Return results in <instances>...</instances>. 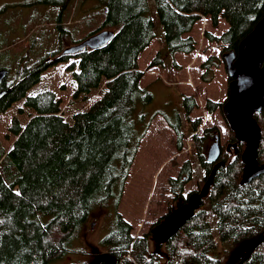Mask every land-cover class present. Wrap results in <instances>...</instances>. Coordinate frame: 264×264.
Listing matches in <instances>:
<instances>
[{"label": "trees", "instance_id": "obj_1", "mask_svg": "<svg viewBox=\"0 0 264 264\" xmlns=\"http://www.w3.org/2000/svg\"><path fill=\"white\" fill-rule=\"evenodd\" d=\"M78 3L80 8L76 7ZM86 3L92 5L91 11L67 25L65 16L73 8L77 13L84 11ZM155 3L172 58L196 50V41L188 35L200 18L210 17L214 27L219 19L228 24V31L221 37L205 33L208 41L226 46L223 61L224 54L237 52L264 18V0ZM35 4L59 10L55 19L59 37L56 50L29 65L30 56L19 52L16 57L10 52L19 42L6 43L0 34V70L11 73V79L1 87L10 92L0 101V116L19 102L34 112L25 126L18 119L13 121L9 132L15 141L9 151L0 142V264H52L60 260L84 237L86 225L97 210H105L108 216L110 230L103 241L107 259L86 264H264V242L248 259L244 251L246 245L264 238V174L242 185L245 144L230 128L223 112L225 103L206 101V111L212 115L220 112L232 137L223 145L226 150H222L220 161L225 166L218 171L209 197L195 217L168 243L157 247L152 234L155 225L135 238L133 227L118 212L130 169L153 120L157 116L166 119L177 134L178 150H183L188 138L180 114L173 118L164 112H145L154 99L141 87L144 72L139 69L140 57L156 39L149 0H36ZM48 22L47 18L44 24ZM42 25L35 20L27 34L36 33ZM106 30L115 36L104 48L62 55L65 49ZM43 44L46 47L48 40ZM162 54L161 50L150 68L164 65ZM72 59L76 62L67 70L74 75V98L98 91L104 83L106 87L88 111L76 114L68 123L61 116L62 101L52 91L28 94L41 83L46 71ZM220 63L218 57H210L202 64L205 83L214 80L212 68ZM181 105L187 119L198 108L193 96L182 95ZM255 118L262 131L258 161L264 165V113ZM190 123L194 134L201 120L192 119ZM211 132L207 129L204 137L194 134L191 138L194 151L201 156L205 180L214 165L207 162L201 150L204 139L214 136ZM217 136L220 138L215 135L214 142ZM228 155L232 158L225 162ZM192 173L189 160L180 176L169 181L167 212L159 221L175 210L178 201H187L183 192Z\"/></svg>", "mask_w": 264, "mask_h": 264}, {"label": "rangeland", "instance_id": "obj_2", "mask_svg": "<svg viewBox=\"0 0 264 264\" xmlns=\"http://www.w3.org/2000/svg\"><path fill=\"white\" fill-rule=\"evenodd\" d=\"M35 1L0 0V34H2L6 43L19 42L13 44L10 52L16 57H18L19 52H21V56L22 53L25 57L30 56L32 61L29 65H33L59 47V37L55 24L59 10L46 5H36ZM149 3L155 21L156 39L140 57L139 69L144 72L141 87L150 91L154 95V99L152 104L145 108V112L149 115L164 112L173 118L177 113L180 114L183 124L182 129L188 138L184 142L183 150H178L177 134L166 119L157 116L153 120L130 169L118 209L123 219L133 227L135 238L147 233L151 225H157L158 221L165 217L167 212L165 210L166 196L170 195V192H168L169 181L180 176L183 164L189 160L193 173L185 186L183 197L187 199L192 193L202 190L206 174L201 164L200 154L194 151L195 145L191 141L194 134L204 137L206 130L209 129L214 136H220L222 148L232 137L229 127L220 112L212 115L205 109L207 100L217 103H225L228 100L230 82L225 63L222 60V51L226 46L222 43L208 41L206 36H203V27L200 22L188 35L196 41V50L190 55L175 54L172 58L164 42L165 31L157 14L155 0H149ZM81 6L79 3L76 5L79 8ZM89 6L86 3L83 7L84 11L78 13L76 8H73L70 14L68 13L65 16L67 25L74 24L78 18L87 15L91 11ZM47 18L49 22L44 24ZM35 20L38 23H43V25L38 27L36 33L28 35L27 33ZM228 28V24L223 19H219L217 27L209 22L205 32H210L215 37H221L228 31ZM36 39H38V42ZM47 40L48 45L45 47L43 43ZM23 41H26V43H22ZM161 50L164 65L150 68L152 60ZM210 57H218L221 59V63L218 68H212L214 80L211 83H205L202 80L205 71L202 70L201 66ZM74 62H76V59L59 64L46 71L43 74L41 83L28 94L34 96L41 92L52 91L57 100L62 101L61 116L68 123L73 122V117L76 114L88 111L103 96L106 87V83H104L98 91L81 96L78 99L74 98L76 83L73 72L67 70ZM13 63L16 65L15 62ZM10 79L8 78V81ZM182 95L193 96L198 103V108L194 110L189 118L190 121L192 119L201 120V124L194 134L191 133L193 130L192 124L181 107ZM33 115L34 112L26 108L24 102H19L0 116V142L6 151L12 148L15 141V137L9 132L13 121L18 119L22 126H25ZM212 128L217 130L213 131ZM214 136L212 138L207 136L204 139L201 152L205 157H207L208 150L214 142ZM222 150L225 152L226 148ZM231 154H234V152L232 151ZM231 158L229 155L226 156L225 162ZM180 203L182 201H178L176 206ZM107 217L105 210L95 211L90 222L86 225L83 233L84 237L78 240L60 260L52 264H86L91 261H97L98 263L104 258L107 259L104 256L106 247L103 244L110 230L109 222L106 220ZM154 244L156 245L155 242ZM95 256H99L98 260Z\"/></svg>", "mask_w": 264, "mask_h": 264}, {"label": "water", "instance_id": "obj_3", "mask_svg": "<svg viewBox=\"0 0 264 264\" xmlns=\"http://www.w3.org/2000/svg\"><path fill=\"white\" fill-rule=\"evenodd\" d=\"M114 36L113 31L99 32L80 44L65 49L62 55H76L87 49H102ZM223 57L228 78L232 79L223 112L236 139L245 144L242 154L245 165L242 185H247L264 174V165H260L258 161L262 131L255 118L264 112V18L240 43L237 52H228ZM9 74L7 69L0 70V101L10 92V89H1ZM221 156L222 148L217 136L206 157L207 162L214 165L213 171L200 192L191 194L186 203H180L168 217L154 227L152 234L157 247L173 239L201 209L219 169L225 164L220 162ZM263 242L264 238L258 243H250L244 247V251L248 252L246 259Z\"/></svg>", "mask_w": 264, "mask_h": 264}, {"label": "built area", "instance_id": "obj_4", "mask_svg": "<svg viewBox=\"0 0 264 264\" xmlns=\"http://www.w3.org/2000/svg\"><path fill=\"white\" fill-rule=\"evenodd\" d=\"M202 19H203L202 25H203V35H204L205 29L208 27L209 23L206 20L207 19L206 17H203Z\"/></svg>", "mask_w": 264, "mask_h": 264}, {"label": "flooded vegetation", "instance_id": "obj_5", "mask_svg": "<svg viewBox=\"0 0 264 264\" xmlns=\"http://www.w3.org/2000/svg\"><path fill=\"white\" fill-rule=\"evenodd\" d=\"M229 151L232 152L231 149H229ZM205 182H206V180H205ZM208 197H209V196H208ZM207 199H208V198H207ZM205 200H206V199H205ZM205 200H204V201H205ZM203 204H204V202H203ZM202 206H203V205H202ZM160 222H161V221H158V223H160ZM157 225H158V224H157ZM155 226H156V225H155Z\"/></svg>", "mask_w": 264, "mask_h": 264}, {"label": "bare ground", "instance_id": "obj_6", "mask_svg": "<svg viewBox=\"0 0 264 264\" xmlns=\"http://www.w3.org/2000/svg\"><path fill=\"white\" fill-rule=\"evenodd\" d=\"M224 166H225V164H224ZM224 166H223V167H224ZM219 170H220V169H219Z\"/></svg>", "mask_w": 264, "mask_h": 264}]
</instances>
